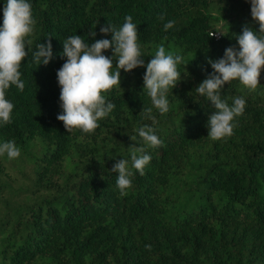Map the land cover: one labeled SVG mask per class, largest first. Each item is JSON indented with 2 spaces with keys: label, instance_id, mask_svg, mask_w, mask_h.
<instances>
[{
  "label": "trees",
  "instance_id": "trees-1",
  "mask_svg": "<svg viewBox=\"0 0 264 264\" xmlns=\"http://www.w3.org/2000/svg\"><path fill=\"white\" fill-rule=\"evenodd\" d=\"M28 2L36 26L20 68L25 88L6 93L14 109L12 122L0 124V142L25 148L37 140L32 192L41 197L0 216V264H264V70L255 91L238 80L224 85L221 98L229 106L237 97L246 106L233 135L219 141L207 136L216 109L196 92L213 71L209 61L223 58L229 47L239 50L245 26L259 31L249 0ZM5 4L0 0V26ZM128 15L145 66L161 43L187 64L178 65L181 80L168 95L169 112L152 106L143 84L146 67L121 70L122 92L107 93L115 108L95 132H66L57 120L62 43L72 35L89 45L111 40L100 28H119ZM170 20L174 26L164 31ZM220 23L225 32L210 37ZM49 39L53 59L37 66L36 46ZM103 54L113 55L111 49ZM147 108L155 122L146 118ZM145 125L163 146L144 143L138 132ZM133 145L151 157L142 176L131 168ZM121 159L133 173L124 196L111 171ZM4 168L0 156V176Z\"/></svg>",
  "mask_w": 264,
  "mask_h": 264
},
{
  "label": "clouds",
  "instance_id": "clouds-1",
  "mask_svg": "<svg viewBox=\"0 0 264 264\" xmlns=\"http://www.w3.org/2000/svg\"><path fill=\"white\" fill-rule=\"evenodd\" d=\"M252 20L259 24V31L245 26L237 37L239 50L225 49L223 58L209 61L212 73L196 87L201 97H206L216 111L209 117L208 138L219 141L231 137L236 127L235 120L243 115L246 101L243 97L233 100L231 106L221 98L225 84L238 80L245 88L255 91L260 86V76L264 70V0H249ZM164 16H161V20ZM174 21L164 23V31L174 26ZM36 20L32 15V6L28 0H6L3 9V22L0 26V124L12 122L14 104L6 98L10 87L15 86L20 92L25 88L21 79V64L28 55L27 39L34 34ZM103 35L111 34V40L100 39L89 45L79 35L68 37L63 43L62 56L66 62L57 71L60 86V107L62 114L57 120L62 122L66 132L79 130L93 134L100 126L99 121L108 117L115 105L107 100V93L120 88V72L125 73L140 67H146L143 76L144 88L152 106L161 115L169 112L168 95L181 80L178 65L184 64V57L174 51H166L163 43L157 46L153 58L145 66L141 45L138 42V28L130 15L119 28L106 24L100 28ZM217 33H209L210 37ZM95 35V33H90ZM111 49L113 55L103 53ZM116 57L115 66L113 57ZM37 65H47L53 59L52 45L39 43L32 56ZM122 92V90H121ZM147 119L155 122L152 108L143 110ZM150 126L139 129V137L152 148L163 146L162 140L154 134ZM134 139V137H133ZM131 168L141 176L151 157L145 154L143 147H129ZM9 160L21 155V149L14 140L0 142V156ZM117 172L116 180L120 195H127L132 187V171L127 160L117 161L112 169ZM150 249V245H146Z\"/></svg>",
  "mask_w": 264,
  "mask_h": 264
},
{
  "label": "rangeland",
  "instance_id": "rangeland-1",
  "mask_svg": "<svg viewBox=\"0 0 264 264\" xmlns=\"http://www.w3.org/2000/svg\"><path fill=\"white\" fill-rule=\"evenodd\" d=\"M214 32L217 33L215 37L221 36L225 32V24L216 25ZM19 148L21 155L16 159L9 160L6 155L1 156L5 162V168L4 173L0 176V216L14 210L20 204H31L41 197L37 194L41 192L36 194L32 192L35 189L34 158L39 156V151H37L39 144L37 140H34L27 147Z\"/></svg>",
  "mask_w": 264,
  "mask_h": 264
}]
</instances>
